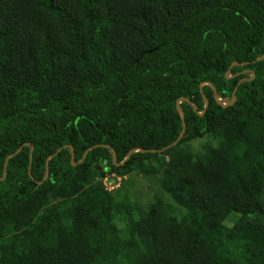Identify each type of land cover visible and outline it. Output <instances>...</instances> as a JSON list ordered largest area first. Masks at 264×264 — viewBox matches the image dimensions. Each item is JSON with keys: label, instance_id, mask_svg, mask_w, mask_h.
Instances as JSON below:
<instances>
[{"label": "trees", "instance_id": "16d2710c", "mask_svg": "<svg viewBox=\"0 0 264 264\" xmlns=\"http://www.w3.org/2000/svg\"><path fill=\"white\" fill-rule=\"evenodd\" d=\"M263 56L264 0H0V264H264Z\"/></svg>", "mask_w": 264, "mask_h": 264}, {"label": "rangeland", "instance_id": "374dc122", "mask_svg": "<svg viewBox=\"0 0 264 264\" xmlns=\"http://www.w3.org/2000/svg\"><path fill=\"white\" fill-rule=\"evenodd\" d=\"M199 146L200 143H196L195 148ZM124 183L125 188L123 195L125 197H129L133 203H138L144 209H149V207H151L159 198L164 199L167 203L172 204V202L167 199L168 197L164 195V192L159 184L158 177L132 175L126 178V180L122 179L121 185H124ZM173 208L176 215L179 216L182 214L181 211L177 209V207L174 206ZM227 223H230V220L227 221Z\"/></svg>", "mask_w": 264, "mask_h": 264}, {"label": "water", "instance_id": "95a60500", "mask_svg": "<svg viewBox=\"0 0 264 264\" xmlns=\"http://www.w3.org/2000/svg\"><path fill=\"white\" fill-rule=\"evenodd\" d=\"M261 60H264V56L261 58ZM218 99V96L216 95V100ZM182 101H186V102H189V100H187V99H181V100H179L178 101V104H177V109H178V111L181 113V115H182V122H183V133H182V135H181V137L179 138V140L174 144V145H171V146H169L167 149H170V148H172L173 146H175L182 138H183V135L185 134V132H186V124H185V114H184V111H183V109L181 108V106H180V103L182 102ZM235 101H236V97L234 96L233 97V101H232V103L231 104H234L235 103ZM205 102H206V108L208 107V100L205 98ZM195 111H197V107L195 106ZM109 148V147H108ZM109 149H111V148H109ZM22 149H20L17 153H15L14 155H12V156H10L9 158H11V157H14V156H16L20 151H21ZM112 150V152H113V160H114V162L116 163V165L117 166H120V165H118L117 164V154H116V152L113 150V149H111ZM135 151H139V152H142V153H147L148 151H144V150H135ZM135 151H132L130 154H129V157L135 152ZM32 152H33V149H32ZM59 152H61V150H59L58 151V153ZM89 152V151H88ZM88 152H86V154H85V156H84V159L86 158V155L88 154ZM153 153H158V152H162V151H152ZM74 152H73V160H74ZM52 158V157H51ZM51 158H49L48 159V161H47V167H46V175H45V178H44V181H46L47 179H48V177H49V174H50V168H49V162H50V160H51ZM30 164H32V155L30 156ZM74 166H76L77 164H73ZM7 166H8V161L6 162V165H5V177L7 176ZM43 181V182H44ZM43 182H41V183H39V185H41Z\"/></svg>", "mask_w": 264, "mask_h": 264}, {"label": "built area", "instance_id": "2783aa9c", "mask_svg": "<svg viewBox=\"0 0 264 264\" xmlns=\"http://www.w3.org/2000/svg\"><path fill=\"white\" fill-rule=\"evenodd\" d=\"M102 182L108 192H113L116 189L120 188L122 178L118 177L117 175H112L105 177Z\"/></svg>", "mask_w": 264, "mask_h": 264}]
</instances>
